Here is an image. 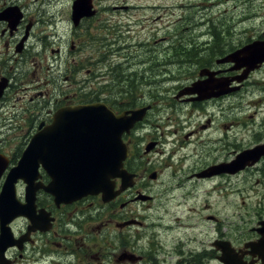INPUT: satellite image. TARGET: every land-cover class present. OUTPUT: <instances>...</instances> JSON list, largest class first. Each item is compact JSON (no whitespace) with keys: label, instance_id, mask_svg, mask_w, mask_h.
Listing matches in <instances>:
<instances>
[{"label":"flooded vegetation","instance_id":"flooded-vegetation-1","mask_svg":"<svg viewBox=\"0 0 264 264\" xmlns=\"http://www.w3.org/2000/svg\"><path fill=\"white\" fill-rule=\"evenodd\" d=\"M74 2L75 0H0V168L2 158L6 163L0 177V190L9 169L17 163L30 139L51 121L54 112L62 106L97 101L100 97L98 100L106 102L116 111L123 109L120 105L132 103V107H140L148 104L152 106V114L163 96L167 103L171 102L173 96L174 99L188 100L190 104L200 106L205 102L223 103L226 98H232L234 103L237 94H241L242 98V92L248 90L251 74L238 82L235 79L239 75L238 70L231 71L233 64H221L216 56L218 53L212 55V52L220 51L216 46L219 40L215 35L203 44L200 55L190 57L191 61H187L189 65L196 67L191 74L196 73L192 80L181 84L176 81H156L158 77L174 78L167 73L171 65L163 64V67L156 68L150 66L146 71L147 63L140 54L141 50L131 52L128 49L129 52L123 51L124 61L117 67L122 68L125 78L134 77V80H127V84L122 81L110 84L114 89L111 92L108 86H98L94 82V75L97 67L105 63L104 59L94 60L92 57L97 56L95 53L100 50L99 46L92 47L97 36L93 31L97 33L99 26L122 23V10L156 9L160 4L147 0H89L93 13L82 16L76 22L73 18ZM113 10L119 12L110 14L109 11ZM172 37L173 41L168 44L169 49L164 57L165 63L176 64L179 55H189L192 52L190 48L200 49L197 45L192 46L190 38L178 35ZM112 38L119 39L120 34L116 33ZM177 38L182 41L178 43ZM109 48L112 47L108 45L105 54H108ZM224 50L226 51L225 47ZM202 68L213 72L212 75L216 78L229 80V87H239L218 94H215L218 90L215 87L213 94L204 100H195L194 93L177 98V93L184 86L201 78L199 72ZM163 71L166 76L155 75ZM83 73L90 77L82 80ZM259 74L264 81V73ZM88 79L92 82H87ZM221 86L224 87V82H221ZM173 90L175 92L171 93ZM105 91L107 95L100 96ZM259 110H263V107L257 105L250 118L258 116ZM168 119V123L174 127V134L182 131V128L178 129L180 127L174 124L170 115ZM151 120L148 116L138 123L137 133L143 137L136 145L131 135L126 132L122 134V139L130 148V156L125 161L126 167L131 169L130 158L136 154L140 161L144 159L134 171L137 177L132 187L124 189L108 201L99 193L87 194L58 205L51 194L43 188L38 189L37 210L34 214L37 216L40 209L45 210L46 216L36 220L43 228L30 231V227L34 228L36 225L30 217L15 218L10 223L13 235L15 238L24 237L25 240L20 243L21 248L17 244L8 247L5 251L8 260L0 261V264H223L221 261H225L222 258L224 251L219 245L225 244L226 239L235 247L234 257L230 261L264 264V245L258 243L253 247H246L247 241H259L261 238L259 221L264 220V216H258L249 227L250 235L240 241L232 235L222 233L218 227L211 231L207 225L195 221L188 224L189 230L184 228L172 233L168 229L163 218L168 214L178 217L184 211L166 210L167 215H163V210L153 204L156 199L153 182L160 180L163 173L153 171L149 166V153H144L142 146L156 142L154 151H157L158 146L163 144L160 140L163 132L159 136L153 131L144 133L146 129H152V124H157ZM253 121L256 124L257 119L253 118ZM240 122L242 121L222 119L217 129L222 130L223 138L226 139L235 123ZM262 124L261 130L256 129L257 139L251 145L264 141V122ZM213 125L214 119L209 114L198 125L194 124L184 136L191 141V137L199 130L208 131ZM175 141L179 139L176 138ZM228 143L230 147H234L230 157L216 155L200 166L197 158L187 152L186 157L192 160L187 165L183 162L185 158H180L175 165L169 163L167 168L171 169V175L175 177L168 178V183L163 182L164 186L167 188L172 183L173 190H182L184 187L187 191H193V187L199 182L220 178L225 183L240 177L245 170H259L264 164L263 156L243 171L199 177L198 174L205 168L231 161L241 151L240 141L232 140ZM182 148L183 143L178 142L171 154ZM40 171L39 182L47 184L50 178L42 167ZM152 175L157 177L153 179ZM256 182H259L258 178ZM115 183V188H119L121 179L117 178ZM17 188L19 197L23 200L24 184L20 182ZM182 193L188 195L181 191L171 198L176 201L185 200ZM153 208H156L155 213L152 212ZM207 212L201 209L204 219L217 220L215 214Z\"/></svg>","mask_w":264,"mask_h":264},{"label":"rangeland","instance_id":"rangeland-1","mask_svg":"<svg viewBox=\"0 0 264 264\" xmlns=\"http://www.w3.org/2000/svg\"><path fill=\"white\" fill-rule=\"evenodd\" d=\"M150 3L158 2L162 5L160 9L146 11L149 13H161L166 15L164 18L168 19L169 14L177 16L180 13L179 8L176 5H172L174 0H147ZM179 1V0H178ZM196 3H201L197 7H194L188 11L187 20L177 21V31L182 34L184 37L190 38L192 41L197 40V37L203 35V33H209L210 27L212 25V19L203 26H197L199 20H205L207 18L206 13L210 12V17L213 14H219L214 16L217 23L222 21L226 24V27H230L229 34L225 33V40L228 39L231 44H240L246 39L250 38L255 32V25H259L260 22L257 20L256 14L259 13V16L264 14V8L262 3L260 5L256 4L257 1L252 0H228L231 5L228 7V4L218 5L217 8L210 9H201L204 5L202 4L203 0H194ZM208 0H206L207 2ZM252 3V5H251ZM168 5L170 6L169 8ZM260 10V12H258ZM196 11H198L196 13ZM119 11L113 10L109 11L110 14H117ZM132 12V11H130ZM127 12H124L126 14ZM136 18L135 15L131 16L130 19ZM152 20H142L138 25H132V35L137 36L141 40H145L143 37L144 34L151 33V30L157 25L162 26L161 32L164 34L166 29L164 25L161 24L164 19L158 21V24H154L158 20V17H150ZM196 18V19H194ZM194 19V20H193ZM172 19H169L171 21ZM245 20L247 27L245 31H239L243 25L242 22ZM127 21V19L125 20ZM230 23H239L235 29H232ZM168 22L167 24H169ZM186 25V26H185ZM222 26V25H221ZM259 29L257 31H259ZM129 31L127 32V34ZM199 33V34H198ZM94 35L102 37V35H107L105 33V27H98V34L93 31ZM241 35V36H240ZM130 37H126L124 40H127ZM133 42H137V39L133 37ZM199 40V39H198ZM103 42V38L98 39L93 42V46H98ZM120 42L116 41V44ZM97 49V48H96ZM104 52L103 49L97 50L93 55V59L97 60L100 57V53ZM98 68H103L100 65ZM192 69L194 66L191 67ZM101 71H107V69H102ZM185 75H179V81H186L185 78L181 77ZM260 77V74H258ZM262 86V82L255 78H251L249 84L247 85L248 91L244 93L243 98L241 94L236 95V100L232 103V98H226L225 102L217 103L205 102L200 106H195L187 102L176 101L174 98L173 103L175 104V109L173 112L165 108H160L159 113L164 119L168 115H171L173 119L179 120L175 121L177 125L182 127V131L176 135V138L179 141H173L172 135L160 137L163 140V148L165 151L171 152L178 142L183 143V148L176 153H174V161H177L179 156L182 155L185 151L191 152L198 160V165H204L207 161L212 160L216 155L220 157H230L232 156V149L230 147L229 141L238 140L241 142V147L251 146V143L257 139L255 136V131L261 130L262 123L264 122V106L263 110L259 112L258 116L253 118L257 119V122L253 121V118H250V115H254L253 104L256 102L255 95L259 92L258 89ZM256 88V90H255ZM174 93V90H173ZM211 114L214 119V125L208 130H199L194 136L191 137V141L188 138H185V134L188 133L189 129L193 127L194 124L198 125L199 121L204 120L207 115ZM225 119L226 121L230 120H241L240 123H235V126L229 131V137L224 139L223 132L221 129H217V126L220 124V121ZM245 119V121H243ZM172 127V126H171ZM264 130V129H263ZM162 132V129L158 130ZM264 133V132H263ZM225 145V146H224ZM155 153L151 157V162L149 165H153V169L161 170L164 169L166 164L170 161L168 159V153ZM191 159H186L184 162L187 165L190 163ZM171 176V169L166 170L160 182L168 183V178ZM175 177V176H174ZM183 177H186L183 175ZM259 179V182H256V179ZM221 184V187L218 185ZM158 187V185H154ZM174 185H168L165 188V191L161 198L154 201V205L159 206L163 210V214L166 210L177 209L180 211V208L176 206V200L164 202L165 195L170 196L171 194L177 195L181 191L187 192L188 195L182 193V196L185 200H182L185 203L184 212L188 210L189 217L184 216L181 221L184 224H189L192 221L196 223H202L207 225L211 231L215 228L226 234L232 235L234 238L240 240L245 239V237L250 235L249 227L253 225L258 218V216H264V164L259 170L255 171H245L241 174L240 177L232 178L231 180L223 182L222 179H211L208 181H202L196 184L193 188V191H187L184 187L182 190H173ZM231 190H240V192L231 193ZM201 209H204L209 214L213 213L217 216L215 219H204L202 217ZM152 212H156V208L152 209ZM207 212V213H208ZM167 215V214H166ZM169 218H174V215H167ZM175 222L178 223V219H175ZM184 229V228H183Z\"/></svg>","mask_w":264,"mask_h":264},{"label":"water","instance_id":"water-1","mask_svg":"<svg viewBox=\"0 0 264 264\" xmlns=\"http://www.w3.org/2000/svg\"><path fill=\"white\" fill-rule=\"evenodd\" d=\"M264 56H258L256 60H263ZM97 109V107H95ZM94 108H77L76 113L80 116L82 121V128L87 131V133L82 132V134H77L75 136H67L66 147H70L71 151L65 152L66 155H71L73 160L70 164V167L61 168L59 165V158L61 159L62 152H56L51 154L49 160L52 164L47 165V170L51 173V175L55 178L51 183V186L48 189L52 192L57 193L58 186L66 191L67 196L77 195L79 192L81 193L84 189L85 182L90 187L96 185L99 187L101 183V179L105 178V173L108 172L107 167L103 164L109 161H113V157L115 153H107L100 154V152L95 153V149L93 146V137H96L95 133H98L101 137L107 136V139H111L116 134L111 131V126L104 121L98 120L94 117L96 112ZM61 114H56V122L57 124L60 121ZM111 119H108V122L111 124ZM106 124L107 126H99V124ZM98 124L97 128L93 129V125ZM93 129V130H92ZM93 131V133H92ZM78 144L77 148H73L74 144ZM58 145V144H52ZM262 154H264V145L257 146L256 148H251L245 150L233 161L228 163L230 165L231 171H237L241 168H244L247 164L254 163ZM33 155H42L33 153L31 151H27L24 157L21 159L20 164L13 170L12 177L9 178L7 183L5 184V198L9 197V195L14 192L15 186L14 183L16 178L19 176H24L31 171L33 168L29 166V162L31 161V157ZM48 158V154L44 155ZM95 156V159H94ZM116 170V167H111ZM220 170H224L222 166L218 167ZM116 172V171H115ZM87 179L86 181L83 180ZM79 191V192H78Z\"/></svg>","mask_w":264,"mask_h":264}]
</instances>
